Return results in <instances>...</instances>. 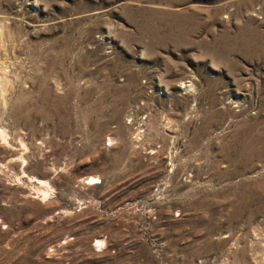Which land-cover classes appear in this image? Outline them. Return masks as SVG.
I'll use <instances>...</instances> for the list:
<instances>
[{
	"label": "rangeland",
	"instance_id": "obj_1",
	"mask_svg": "<svg viewBox=\"0 0 264 264\" xmlns=\"http://www.w3.org/2000/svg\"><path fill=\"white\" fill-rule=\"evenodd\" d=\"M260 237L264 0H0V264H264Z\"/></svg>",
	"mask_w": 264,
	"mask_h": 264
},
{
	"label": "bare ground",
	"instance_id": "obj_2",
	"mask_svg": "<svg viewBox=\"0 0 264 264\" xmlns=\"http://www.w3.org/2000/svg\"><path fill=\"white\" fill-rule=\"evenodd\" d=\"M4 133H5V132H4ZM6 136H7V135H6ZM4 137H5V136H4ZM94 179H96V178H94ZM257 227H258V226H257ZM261 231H263V230H261ZM261 231L259 230V232H261ZM256 232H257V229H256ZM259 232H257V233H259ZM261 233H262V232H261ZM261 233H260V235H261ZM257 235H258V234H257ZM260 235H259V236H260ZM259 236H258V237H259ZM258 237H257V238H258ZM262 237H263V236H262ZM262 237H260L259 239H261ZM259 239H257V241H258ZM262 239H263V238H262ZM263 240H264V239H263ZM257 241H256V242H257ZM260 243H261V242H260ZM256 245H257V244H256ZM256 245H255V246H256ZM263 245H264V244H263ZM259 246H260V245H259ZM261 246H262V245H261ZM255 248H256V247H255ZM257 248H258V247H257ZM263 248H264V246L261 248V250H262ZM256 250H257V249H256ZM259 250H260V249H259ZM257 251H258V250H257ZM262 251H263V250H262ZM260 253H261V251H260ZM260 253L257 254V255H260ZM263 254H264V253H262V255H263ZM263 258H264V257H263ZM260 260H261V259H260Z\"/></svg>",
	"mask_w": 264,
	"mask_h": 264
}]
</instances>
